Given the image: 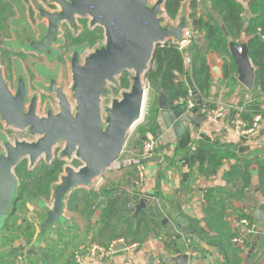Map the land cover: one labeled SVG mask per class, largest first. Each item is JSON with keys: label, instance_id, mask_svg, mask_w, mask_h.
<instances>
[{"label": "water", "instance_id": "obj_1", "mask_svg": "<svg viewBox=\"0 0 264 264\" xmlns=\"http://www.w3.org/2000/svg\"><path fill=\"white\" fill-rule=\"evenodd\" d=\"M185 1V0H184ZM59 10L43 12L47 28L39 42H31L30 47L38 52L48 53L49 43L55 41L61 23L78 31L77 18H89L88 26L103 30V41L86 53L85 46L76 47L69 60L70 85L66 89L50 81V91L57 99V111L47 110L38 115L36 97L26 102V89L22 79L18 80L15 93H11L0 69V123L1 130L25 133L29 140L13 138L0 141V229L8 216L15 199L18 181L15 168L26 160L28 170L40 161L49 163L54 157L64 162L62 172L50 186L49 204L43 216L37 218L24 210L22 223H29L41 233H47L64 223L67 202L77 190H93L104 171L112 167L119 158L128 135L143 120L148 93L145 75L150 69L154 50L157 46L171 43L180 46L185 42V33L191 31L185 16L170 22L164 10L165 0H49ZM183 3V2H182ZM181 7V6H180ZM190 20V19H189ZM191 22V20H190ZM229 51L236 67L237 81L247 90L254 85V68L247 55L245 44L241 52L227 38ZM202 42L198 36L194 49ZM209 68L219 73L213 56ZM128 75V88L119 91L103 106L102 99L107 94L105 85L114 83L118 77ZM193 92L195 103L200 104L199 95L189 77L185 78ZM158 113L155 141L163 148L175 143L185 132L196 115L197 108L190 113L169 106L166 97L158 92ZM203 120H206L203 117ZM6 135V134H5ZM62 146L54 156L57 145ZM78 162V166L72 162ZM159 161L154 156L142 163ZM126 189L132 190L131 180ZM32 201V200H31ZM147 199L141 198L134 206L133 218L146 208ZM255 223L264 220V204L249 208ZM167 222L166 220L163 221ZM49 237H56L53 234ZM249 238V235H248ZM258 238V237H256ZM33 237L30 240L32 243ZM22 249V247H20ZM123 250L122 245L114 251ZM253 250V248L251 249ZM26 255L34 253L30 247ZM172 264H187V255L166 258Z\"/></svg>", "mask_w": 264, "mask_h": 264}, {"label": "crops", "instance_id": "obj_2", "mask_svg": "<svg viewBox=\"0 0 264 264\" xmlns=\"http://www.w3.org/2000/svg\"><path fill=\"white\" fill-rule=\"evenodd\" d=\"M1 1L5 5L8 4L12 13L5 34L0 33V52L6 54V56L0 55V69L5 83L11 93H15L18 80L22 79L26 89V102L29 103L33 97H36L38 115L46 113L47 110L57 111V99L54 92L50 91V81L55 80L56 85L63 89L69 87V60L76 47H71L66 52L63 51L64 36L60 26L55 41L49 45L48 53L33 50L30 43L39 42L47 28V21L40 14L42 9L47 10L43 1L0 0V4H2ZM191 2L192 0L183 1L177 16H185L189 25L191 24L189 20ZM47 4L52 5V2L47 0ZM170 22L174 23L176 20H170ZM67 28L69 29L68 26ZM198 36L202 35L199 34ZM245 42L246 38L242 36L241 43L245 44ZM210 56H213L216 65H219L220 71L215 73L209 68L212 82L208 100L213 105L224 104L228 106L224 116L217 121L209 122L203 120V116L196 114L193 123L186 127L184 134L175 143L163 148L161 143L157 141V147L160 149L154 157L158 158L159 161L145 164V181L140 193L147 199V204L146 208L140 211L138 217L142 211L148 208L159 209L162 207L165 211H159L161 214L159 218L160 227L156 228L155 234L149 235L141 243H138V248L134 252L120 251L105 261H99L81 253L80 264H172L166 262L165 259L187 255V251L182 237L172 242L169 249L164 248V231L166 229L175 231L174 224L167 215L176 218L177 214H183L187 220L199 223L206 239H214L215 241L224 239L226 234L233 233L236 228L241 229L238 226L236 216L243 213L247 216L250 215L254 221L249 208H258L264 204V198L257 192L259 178L256 170L251 172L252 192L248 194L245 201L232 202L233 207L229 206L225 209L226 222L219 223L214 217V211L210 213L211 216L207 215L205 210L207 204L204 196L207 189H223L226 187L224 174L227 173L229 167L235 161L234 159L224 161L218 172L209 177L200 175L190 164L192 148H195L200 141L229 147L237 158L264 149V90L256 91V93L252 91L253 88L247 90L237 81V74L235 77L232 76L236 78L235 83H233L230 78L225 77L224 62L213 53H209L206 56V61L210 64L212 63ZM185 85L190 90L186 81ZM158 100V92L149 88L143 120L134 128L133 137L127 141L117 161L101 175L100 187H119L129 193L136 191L133 186L135 180L134 168L123 165L122 161L138 155L140 144L137 147L135 145L138 136L142 135L143 139L155 138L158 129ZM251 105L259 112L253 117L252 113L254 111L251 110ZM235 109L240 110L242 113L243 121L246 123V129L248 130L251 129L255 116H259L260 120L257 127L249 133H237L231 123ZM151 130L154 132L152 133ZM7 131L10 132V130ZM7 131L4 128L0 130V141H5ZM128 180H131L132 183L131 191L126 189L125 186ZM78 191L81 190L75 192ZM49 200L50 195L47 198L32 199L27 204L26 210L29 215L32 214L37 218H41L49 204ZM138 201L132 206L133 212ZM100 212L101 207L97 200L93 201L89 207L76 202L74 203V210L71 212L66 208V217L62 225H59L56 229H51L47 233L36 230L32 243H29L25 248L19 246L20 254L23 256V264H41L37 259H39L40 252L46 248V242L57 240L59 229L68 231L74 227L81 236L84 233H87L88 236L87 239H83L81 243L76 245V249L68 252L62 263H59L71 264L73 253L90 243L93 232L90 229L86 231L88 226L91 227V224H95V228L101 227L98 223ZM164 220L167 222L164 223ZM263 223L264 220L257 224L259 227H264ZM181 225L185 226L184 224ZM53 234H56L55 238L49 237ZM176 234L179 235V232L176 231ZM190 236L191 254L187 255V264H227L223 252L217 246L199 240L194 235ZM256 236L250 235L247 238L250 242L248 249L253 248L251 250L253 253L248 257L246 255L247 249L244 247L245 251L240 255L242 258L241 264H264V232H262L260 238L258 236L256 238ZM30 247L34 253L24 254V251Z\"/></svg>", "mask_w": 264, "mask_h": 264}, {"label": "trees", "instance_id": "obj_3", "mask_svg": "<svg viewBox=\"0 0 264 264\" xmlns=\"http://www.w3.org/2000/svg\"><path fill=\"white\" fill-rule=\"evenodd\" d=\"M183 1L165 0L164 10L169 19L174 20L176 18ZM3 7L0 4V17L4 14ZM190 10L189 18L192 28L202 35V42L197 49H194V44L188 49L191 54L189 68L184 67L183 51H180L178 47L171 43L157 46L153 53L150 69L145 75L149 88L155 92H162L169 106H173L178 100L184 101L186 99L188 89L185 85V78L189 77L199 95L200 104L195 107L197 108L196 111L199 112L203 100H208L212 82L206 56L213 53L221 59L225 64V77L230 78V81L235 83L236 78L233 77L236 76V67L230 55L227 38L229 37L233 45L238 48L242 46L241 38L244 36L248 58L255 68L252 91L255 93L256 91H263L264 39L261 37H264V0H192ZM1 23L2 21H0V29L2 28ZM258 29L260 32L257 31ZM101 37L103 39V30L100 27L87 28L77 37L72 38L71 45L74 47H93ZM127 78L128 75L124 73L120 81V88H128ZM208 101L210 102V100ZM185 106V102L176 105L177 108L182 109ZM250 107L254 111L252 117L259 113L252 105ZM240 115L242 118V113ZM142 140V135L136 138V147L141 144ZM231 159H234L235 163L224 174L226 187L207 189L204 196L207 204L205 208L207 215L211 216L210 213L214 211V217L219 223L226 222L225 209L229 206L233 207L232 202H243L252 192L251 172L253 170L257 171L259 178L257 192L264 198V149L237 158L229 147L200 141L190 158L191 167H194L200 175L205 177L215 175L222 167L223 162ZM63 165V161L54 157L49 163L41 161L39 166L32 170H28L26 160H23L15 168L18 186L10 213L4 219L0 229V264H15L16 257L21 255L19 246L25 248L29 245L34 235V227L29 223H22L24 210L32 199L49 197L50 186L57 181ZM73 165L78 166V162L74 161ZM143 196L136 191L129 193L119 187L81 190L70 196L67 209L70 212L73 211L76 202L89 207L93 201L97 200L101 207L98 217V223L101 227L95 228V224H91V227L88 226L86 231L90 229L93 232L89 242L107 246L111 241L122 238L125 243L138 244L149 235L156 233V228L160 227L159 218L161 214L159 211H165L162 207L159 209L148 208L142 211L139 217L133 218L132 206ZM167 216L171 218L175 231L168 229L164 231L165 249H169L172 242L179 237L181 238L179 235L186 237L194 235L199 240L217 246L223 252L227 264H241L240 255L244 251L233 244L232 239L242 237L244 247L247 249L246 255L250 257L253 253L248 249L250 246L247 239L248 234L242 233L241 229L236 228L233 233L226 234L224 239L209 240L203 236L199 223L187 220L180 213L175 216L179 220L171 215ZM241 219L253 222L250 215L247 216L243 213L236 216L237 222ZM259 228L264 232L263 226ZM176 231L179 232V235L176 234ZM262 232L257 235L259 238L262 236ZM57 236V240H48L46 248L40 252L37 260L41 264L62 263L68 252L76 249V245L81 243L83 239H87L88 234L84 233L81 236L73 227L68 231L59 229ZM15 243L17 245H14Z\"/></svg>", "mask_w": 264, "mask_h": 264}, {"label": "built area", "instance_id": "obj_4", "mask_svg": "<svg viewBox=\"0 0 264 264\" xmlns=\"http://www.w3.org/2000/svg\"><path fill=\"white\" fill-rule=\"evenodd\" d=\"M257 31L260 32L259 29ZM198 35L199 33L194 29H192L191 31L185 33V39H186L185 42L180 46H176L180 51H183V65L186 69L189 68L191 63V54L188 49L193 44H195ZM261 38L264 39L263 36ZM237 51L241 52L240 47L237 48ZM183 102H185L186 105L185 108L183 109L185 113H190L196 107L195 97L191 90H188L187 97L184 101L178 100L177 102L174 103L173 106L176 107V105H179ZM227 108L228 106L224 104L213 105L210 102L203 100V105L199 110V112L196 111V114L203 116L209 122H214L224 116ZM240 114H241L240 110L235 109V113L232 117V122H231L233 128L236 130L237 133L240 134L249 133L257 127V124L260 120L259 116H255L251 125V129L248 130L246 129L247 125L241 118ZM192 150L194 151L195 148H192ZM157 151H158L157 141H155V139L151 137L145 138L141 141L138 155L135 157L128 158L125 161H122L123 165L134 168L135 180L133 182V186L135 187L136 193H140V189L143 187L145 181V164L142 163L141 160H145L155 156ZM99 187H100V181L94 184L93 190H97ZM238 226L241 228L242 233H247L248 235H259L262 232V230L259 228L257 223H255L254 221L249 222L246 219H241L238 222ZM180 236L184 241L187 255H190L191 250L189 245L191 242V236H187V237L182 235ZM232 243L235 244L237 247L243 249V251H245L244 240L242 237H234L232 239ZM117 245H122L123 246L122 251H127V252H134L138 248L137 243H125L124 239L122 238L111 241L107 246L100 245L97 243H89L73 253L71 264H80L81 253L86 254L90 258L98 259L99 261H105L107 259H110L116 253L114 251V247ZM15 264H23L22 255H18L16 257Z\"/></svg>", "mask_w": 264, "mask_h": 264}, {"label": "flooded vegetation", "instance_id": "obj_5", "mask_svg": "<svg viewBox=\"0 0 264 264\" xmlns=\"http://www.w3.org/2000/svg\"><path fill=\"white\" fill-rule=\"evenodd\" d=\"M43 1V4L45 5V8L47 9V10H44V9H42L41 11H40V14L44 17V15H43V12L45 11V12H48L49 14L50 13H53L54 11H57V10H59V8H58V6L55 4V3H52V5H49V4H47V0H42ZM1 3H2V1H1ZM2 5L4 6L3 7V9H4V15L5 14H7L8 13V16L6 17V19H5V22H4V26H5V28H4V30H3V27L1 28L3 31L1 32V29H0V33L1 34H5V31H6V29H7V23H8V21H9V19H10V17H11V15H12V13H11V9L9 8V6H8V4H3L2 3ZM45 18V17H44ZM88 18V17H87ZM46 19V18H45ZM47 21V20H46ZM89 21H90V19L88 18V20H81V18H77V20H76V22H77V25H79L80 26V28H79V30L74 34L71 30H69L68 28H67V26L65 25L66 23H61V29L63 30V36H64V47H63V51L64 52H66V51H68L71 47H74V46H72L71 45V40H72V38H75V37H77L79 34H81L82 32H84V30L85 29H87V28H89V29H92L91 27H89L88 26V24H89ZM48 22V21H47ZM94 28V27H93ZM46 32V31H45ZM45 35V34H44ZM100 40H102V37L100 38V39H98V41L93 45V47L100 41ZM53 42V41H52ZM51 43V42H50ZM50 43H49V45H50ZM93 47H86L88 50L89 49H92ZM65 49V50H64ZM48 50H49V46H48ZM91 51V50H90ZM0 55L2 56H6V54H4L3 52H0ZM13 133L10 131V135H12ZM10 135H9V137H10ZM12 137V136H11ZM53 160V159H52ZM41 162V161H40ZM40 162H38V164L35 166V167H37V166H39V163ZM73 163H74V161L72 162V165H73Z\"/></svg>", "mask_w": 264, "mask_h": 264}, {"label": "rangeland", "instance_id": "obj_6", "mask_svg": "<svg viewBox=\"0 0 264 264\" xmlns=\"http://www.w3.org/2000/svg\"><path fill=\"white\" fill-rule=\"evenodd\" d=\"M7 16H8V13L5 14V15L3 14V15L0 17V21H2L1 26L3 27V30H4V28H5V26H4V22H5V19H6ZM81 20H88V18H81ZM78 27L80 28L79 25H78ZM79 28H78V30H79ZM3 30L1 29V32H2ZM76 32H77V30L73 31L74 34H75ZM102 41H103V40H100L98 43L101 44ZM90 50H91V49L88 50V49L86 48V49H85V52L88 53V52H90ZM128 75L130 76L131 73H128ZM121 78H122V77H118L114 83H107V84L105 85V89L107 90V94H106V96H104L103 99H102V104H103V106L108 105V103H109V101H110L111 98L117 97L119 91H123V90H124V89L120 88V81H121ZM68 89H69V88H66V92H67V93H69V90H68ZM116 91H117V93H115ZM11 132H12V131H11ZM12 133H13V132H12ZM133 134H134V129H133L132 132L128 135V137H127V141L130 140V139L133 137ZM9 135H10V132L7 131L6 136H8L9 140H12L13 138H17V139H21V140H23V139H25V140H29V139H31V137L26 136L25 133L21 134V133L14 132L12 135H10V137H9ZM11 136H12V137H11ZM126 143H127V142H126ZM61 146H62L61 143H59V144L57 145V147H56L55 150H54V156L57 155L58 150L61 148Z\"/></svg>", "mask_w": 264, "mask_h": 264}]
</instances>
